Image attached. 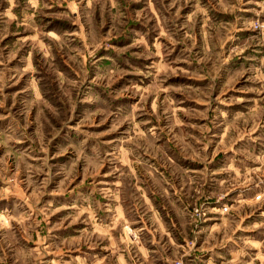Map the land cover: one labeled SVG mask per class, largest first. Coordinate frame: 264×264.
Here are the masks:
<instances>
[{
  "label": "rangeland",
  "instance_id": "rangeland-1",
  "mask_svg": "<svg viewBox=\"0 0 264 264\" xmlns=\"http://www.w3.org/2000/svg\"><path fill=\"white\" fill-rule=\"evenodd\" d=\"M0 264H264V0H0Z\"/></svg>",
  "mask_w": 264,
  "mask_h": 264
}]
</instances>
